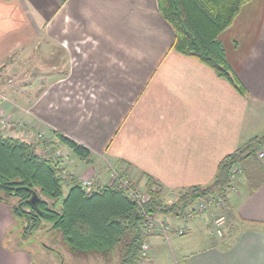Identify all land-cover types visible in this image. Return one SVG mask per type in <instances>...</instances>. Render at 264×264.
Listing matches in <instances>:
<instances>
[{
  "label": "crops",
  "instance_id": "obj_1",
  "mask_svg": "<svg viewBox=\"0 0 264 264\" xmlns=\"http://www.w3.org/2000/svg\"><path fill=\"white\" fill-rule=\"evenodd\" d=\"M174 39L157 0H0V82L18 56L36 50L47 60L28 86L5 89L4 111L24 123L13 136L55 143L65 133L95 165L70 174L104 185L114 170L130 181L149 174L165 194L210 184L225 156L264 131V0L245 4L220 35L246 95L173 50ZM257 161L246 166L262 174ZM251 186L240 178L225 206L188 221L162 217L186 234L152 237L148 264H264V183ZM217 212L227 213L223 239L211 234ZM13 224L0 202V264H33L28 252L4 248Z\"/></svg>",
  "mask_w": 264,
  "mask_h": 264
},
{
  "label": "trees",
  "instance_id": "obj_2",
  "mask_svg": "<svg viewBox=\"0 0 264 264\" xmlns=\"http://www.w3.org/2000/svg\"><path fill=\"white\" fill-rule=\"evenodd\" d=\"M250 1L157 0L161 14L175 32L172 49L198 59L241 95H246L247 89L227 61L220 35ZM56 137L57 143L68 147L77 157L85 160L91 157L89 148L65 133L56 132ZM57 143L53 144L54 150L60 147ZM263 148L264 131L225 156L210 184L188 187L171 203L165 201L163 185L149 174H143L148 199L140 203L130 197L129 191H137L141 180L130 181L128 186L114 182L86 194L78 180L73 179L65 192L67 181L60 167L61 158L55 162L34 144L0 132V202L11 207L14 219L3 246L11 252L23 250L33 256L35 252L26 242L37 240L38 232L49 228L45 234H60L75 254L106 256L118 252L119 264H138L143 245L149 240L142 229L148 218H180L197 200L210 196L220 197L226 204L234 169L245 168L248 162L258 159ZM262 174L261 181L255 184V176L249 177L252 191L264 183ZM122 177L128 179L126 173ZM17 226L18 231L14 233ZM12 239L16 241L14 246L9 243Z\"/></svg>",
  "mask_w": 264,
  "mask_h": 264
},
{
  "label": "rangeland",
  "instance_id": "obj_3",
  "mask_svg": "<svg viewBox=\"0 0 264 264\" xmlns=\"http://www.w3.org/2000/svg\"><path fill=\"white\" fill-rule=\"evenodd\" d=\"M249 3V2H248ZM243 8V7H242ZM234 23V22H233ZM43 52V51H42ZM15 64L12 66L15 69L14 71L7 72L3 78V81L0 82V132H2L5 136L13 137V133L16 132V130L23 128L24 123L21 122L19 119L15 117V115L11 112L4 111V108L7 104H10L12 102L9 101L7 94H6V87L8 88L9 86H12V89H17L19 86L22 88L24 86H28V84L39 77V75L42 72H45V68L47 65V60L46 57L42 56L41 54H37L36 50L35 51H29L26 54L22 56V59L19 58V56L14 60ZM43 62V63H42ZM16 72V73H14ZM3 83V84H2ZM5 92V93H4ZM6 94V96H4ZM2 118H4L6 121L8 120L9 125L6 127L7 122L4 121ZM63 133V132H62ZM22 140H25L26 142L32 143L37 147V150L41 152L45 156H50L53 158V160L56 162L58 158H61V164L60 167L64 170L63 172V177L67 181L65 185V192L68 191V185L70 182L73 181V179H77L78 182L83 180H90L93 185L95 184L100 185V181L98 180L97 177H89V176H82V175H77L76 173L70 174V172L77 170L80 167H87L89 170L94 171V164L90 163L89 159H77L72 155V153H67L66 149H62L63 145L60 143H57V137L55 136V139L57 140L55 143L59 144V149L54 150L52 141L49 139L45 138L42 142L38 143L39 138L35 139L34 137L28 135V137H19ZM37 140V141H36ZM51 143V144H49ZM51 146V147H50ZM66 156H71L70 160H66ZM68 159V158H67ZM74 159V160H73ZM84 160V161H83ZM258 161L256 164L261 167L263 159H257ZM262 160V161H261ZM67 161V162H66ZM255 161V160H254ZM90 164H89V163ZM80 163V165L78 164ZM66 166V167H65ZM256 166V165H255ZM70 169V170H68ZM73 169V170H71ZM235 174L234 171L232 173L231 179H232V187L230 191H237L238 190V183L240 181V178H243L244 180L249 181L250 176H255L254 184L258 182L259 180V175H261V172L257 171L260 170L259 168H250L249 166H245V168L237 166L235 169ZM85 172V171H83ZM113 174V173H112ZM233 175H235L233 177ZM96 176V175H95ZM247 177V178H246ZM113 178V176H111ZM141 178H138V181H140ZM129 180V179H127ZM147 180H145L142 176L141 180V186L137 191L145 190L144 186ZM136 182V181H135ZM113 179L111 180V184H113ZM103 184V183H101ZM97 188V187H96ZM251 188V187H250ZM146 191V190H145ZM180 193H170L167 192L165 194V201L171 203L175 202L178 199ZM200 200V199H199ZM197 200V201H199ZM13 202L16 201V199H12ZM197 201L194 203L196 204ZM225 206V203L223 204ZM221 206V208L223 207ZM191 208V207H190ZM207 213V212H206ZM227 213L223 212H217L214 218L212 219V223H214L215 219L219 217H225V224L227 223ZM183 216V215H182ZM182 216L180 217V221L174 219V221L182 223ZM201 216V215H200ZM163 220L161 216H159ZM195 218V217H194ZM192 218H189L187 220L183 221H188ZM164 221V220H163ZM165 222V221H164ZM47 228L44 231H39L38 236L39 238L36 240L34 239H29L26 242V245L29 246L31 249L34 250V254L32 256L33 258V264H119V253L111 254V255H101V254H75L70 251V249L67 247L66 243L63 241L62 236L60 234H48L46 235L45 232L48 230ZM18 231V226L13 230L14 233ZM226 227L224 226L223 230V235L221 238H225L226 236ZM188 238V237H185ZM217 238V237H216ZM11 246H14L16 241L12 239L10 242ZM151 244V242H150ZM152 248V245H151ZM21 251V250H18ZM151 256H152V250H151ZM151 258V257H150Z\"/></svg>",
  "mask_w": 264,
  "mask_h": 264
},
{
  "label": "built area",
  "instance_id": "obj_4",
  "mask_svg": "<svg viewBox=\"0 0 264 264\" xmlns=\"http://www.w3.org/2000/svg\"><path fill=\"white\" fill-rule=\"evenodd\" d=\"M1 114V113H0ZM1 116V115H0ZM3 123L4 121L7 122L6 127L9 125L8 120L6 121L4 118H2ZM259 159L264 158V152H260L258 155ZM122 173L118 170L113 171V182L122 184L124 186H128L129 180L125 179L122 177ZM234 170V174H235ZM235 175H233L234 177ZM82 190L86 194H90L93 191H95L97 188L105 186L104 184L100 185H93V183L90 180H83L80 181ZM97 187V188H96ZM129 195L131 198L139 201L140 203H144L148 199V195L145 190L141 191H134L130 190ZM224 204V201L220 197H207L205 199H200L197 201L196 204H194L191 208L187 209L183 216V220H187L189 218H194L200 215L205 214L208 212L212 207H221ZM224 206V205H223ZM225 226V217H219L215 219L213 226L211 228V234L216 236V237H221L223 235V230ZM143 232L149 237V240L144 243L143 248H142V258L138 262V264H148L150 261L151 257V244H150V239L154 236L163 234L165 236H184L186 234L185 229L179 228V227H174L171 226L170 224L164 222L161 218L156 217V218H148L142 225Z\"/></svg>",
  "mask_w": 264,
  "mask_h": 264
},
{
  "label": "water",
  "instance_id": "obj_5",
  "mask_svg": "<svg viewBox=\"0 0 264 264\" xmlns=\"http://www.w3.org/2000/svg\"><path fill=\"white\" fill-rule=\"evenodd\" d=\"M34 202H36V198H34Z\"/></svg>",
  "mask_w": 264,
  "mask_h": 264
},
{
  "label": "bare ground",
  "instance_id": "obj_6",
  "mask_svg": "<svg viewBox=\"0 0 264 264\" xmlns=\"http://www.w3.org/2000/svg\"><path fill=\"white\" fill-rule=\"evenodd\" d=\"M130 181V180H129Z\"/></svg>",
  "mask_w": 264,
  "mask_h": 264
}]
</instances>
